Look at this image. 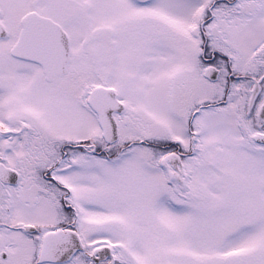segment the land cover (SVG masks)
Masks as SVG:
<instances>
[{
	"label": "snow or ice",
	"instance_id": "obj_1",
	"mask_svg": "<svg viewBox=\"0 0 264 264\" xmlns=\"http://www.w3.org/2000/svg\"><path fill=\"white\" fill-rule=\"evenodd\" d=\"M0 264H264V0H0Z\"/></svg>",
	"mask_w": 264,
	"mask_h": 264
}]
</instances>
